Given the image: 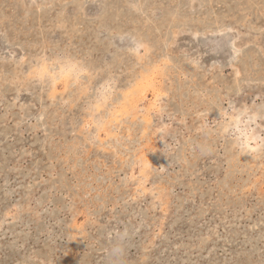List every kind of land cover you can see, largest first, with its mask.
Listing matches in <instances>:
<instances>
[{
  "label": "rangeland",
  "instance_id": "1",
  "mask_svg": "<svg viewBox=\"0 0 264 264\" xmlns=\"http://www.w3.org/2000/svg\"><path fill=\"white\" fill-rule=\"evenodd\" d=\"M0 264H264V0H0Z\"/></svg>",
  "mask_w": 264,
  "mask_h": 264
},
{
  "label": "bare ground",
  "instance_id": "2",
  "mask_svg": "<svg viewBox=\"0 0 264 264\" xmlns=\"http://www.w3.org/2000/svg\"><path fill=\"white\" fill-rule=\"evenodd\" d=\"M26 2H27V1H26ZM26 2H25V3H26ZM35 2H36V1H35ZM79 7H80V5H79ZM233 16H234V15H233ZM246 16H247V15H246ZM74 18H75V17H74ZM176 19H178V18H176ZM215 19H216V18H215ZM234 19H235V18H234ZM251 20H252V19H251ZM178 21H179V20H178ZM223 21H224V20H223ZM239 21H240V20H238V22H239ZM229 22H230V21H229ZM215 24H216V23H215ZM237 24H238V23H237ZM234 25H235V24H234ZM253 25H254V24H253ZM232 26H233V25H232ZM230 28H231V27H230ZM232 29H233V28H232ZM176 31H177V30H176ZM236 31H237V30H236ZM222 32H223V31H222ZM231 32H232V31H231ZM193 33H194V32H193ZM191 34H192V33H191ZM213 34H214V33H213ZM217 34H218V33H217ZM211 35H212V33H211ZM124 36H126V35H124ZM172 36H173V35H172ZM195 36H196V35H195ZM201 36H202V35H201ZM236 36H237V35H236ZM236 36H235V38H236ZM247 36H248V34H247ZM136 37H137V36H136ZM205 37H206V36H205ZM208 37H209V35H208ZM195 38H196V37H195ZM203 38H204V37H203ZM237 38H238V37H237ZM232 39H233V38H232ZM232 39H231V40H232ZM122 40H123V39H122ZM131 40H132V39H131ZM129 41H130V40H129ZM233 41H234V40H233ZM236 41H237V40H236ZM241 41H243V40H241ZM119 42H120V41H119ZM225 42H226V41H225ZM135 43H136V42H135ZM195 44H196V43H195ZM213 44H214V43H213ZM229 44H230V42H229ZM229 44H228V45H229ZM232 44H233V43H232ZM246 45H247V44H246ZM143 46H144V45H143ZM214 46H215V45H214ZM11 47H12V46H11ZM218 47H219V46H218ZM225 47L227 48V46H225ZM12 48H13V47H12ZM215 48H216V47H215ZM146 49H147V48H146ZM146 49H145V50H146ZM216 49H217V48H216ZM228 49L231 50L230 48H228ZM130 50H131V49H130ZM134 50H135V49H134ZM131 51H132V50H131ZM143 51H144V50H143ZM231 51H232V50H231ZM231 51H230V52H231ZM132 52H133V51H132ZM214 53H215V52H214ZM231 53H232V52H231ZM141 54H143V53H141ZM137 55H139V53H137ZM197 56H198V55H197ZM144 57H145V56H144ZM151 58H152V57H151ZM151 58H150V59H151ZM21 59H22V58H21ZM69 59H70V58H69ZM69 59H68V60H69ZM152 59H153V58H152ZM195 59H196V58H195ZM198 59H199V58H198ZM54 60H55V59H54ZM71 60H72V59H71ZM44 61H45V60H44ZM59 61H61V60H59ZM59 61H58V63H59ZM198 61H199V60H198ZM61 62H62V61H61ZM40 63H41V62H40ZM64 63H65V62H64ZM191 63H192V62H191ZM60 64H61V63H60ZM65 64H66V63H65ZM73 64H74V63H73ZM167 64H168V63H167ZM45 65H46V64H45ZM48 65H49V64H48ZM56 65H57V64H56ZM68 65H69V64H68ZM68 65H67V66H68ZM154 65H155V64H154ZM69 66H70V65H69ZM69 66H68V67H69ZM71 66H72V65H71ZM80 66H81V65H80ZM80 66H79V67H80ZM61 67H62V65H61ZM77 67H78V66H77ZM148 67H149V66H148ZM157 67H158V66H157ZM43 68H44V67H43ZM51 68H53V67H50L49 70H51ZM58 68H59V67H58ZM65 68H67V67H65ZM145 68H146V67H145ZM32 69H33V68H32ZM53 69H54V68H53ZM60 69H61V68H60ZM63 69H64V68H63ZM68 69H70V68H68ZM156 69H157V68H156ZM30 70H31V69H30ZM57 70H58V69H57ZM70 70H72V69H70ZM74 70H75V69H74ZM82 70H83V69H82ZM158 70H159V69H158ZM38 71H39V70H38ZM43 71H44V70H43ZM53 71H54V70H52V72H53ZM155 71H156V70H155ZM33 72H34V71H33ZM35 72H36V71H35ZM40 72H42V71H40ZM63 72H64V71H63ZM70 72H72V71H70ZM136 72H137V71H136ZM159 72H160V71H159ZM36 73H37V72H36ZM38 73H39V72H38ZM38 73H37V74H38ZM45 73H46V72H45ZM48 73H49V72H48ZM12 74H13V73H12ZM34 74H35V73H34ZM57 74L59 75V73H57ZM69 74H70V73H69ZM142 74H143V73H142ZM142 74H141V75H142ZM146 74H147V73H146ZM31 75H32V72H31ZM38 75H39V74H38ZM41 75H42V74H41ZM54 75H55V71H54ZM64 75H65V74H64ZM13 76H14V75H13ZM35 76H36V75H34V77H35ZM61 76H62V74H61ZM68 76H69V75H68ZM134 76H135V75H134ZM138 76H139V75H138ZM28 77H29V76H28ZM28 77H27V78H28ZM39 77H41V76H39ZM43 77H44V76H43ZM45 77H46V74H45ZM58 77H59V76H58ZM65 77H66V76H65ZM69 77H72V76H69ZM145 77H146V76H145ZM41 78H42V77H41ZM55 78H56V77H55ZM11 79H12V78H11ZM50 79L52 80V78H50ZM57 79H58V78H57ZM139 79H140V78H139ZM66 80H67V79H66ZM142 80L144 81V79H142ZM142 80H141V81H142ZM54 81H55V80H54ZM64 81H65V80H64ZM141 81H139V82H141ZM149 81H150V80H149ZM155 81H156V78H155ZM57 82H58V81H57ZM62 82H63V81H62ZM62 82H61V83H62ZM147 82H148V81H147ZM150 82H151V81H150ZM12 83H13V82H12ZM49 83H50V82H49ZM65 83H66V82H65ZM65 83H64V84H65ZM67 83H68V82H67ZM111 83H112V81H111ZM128 83H129V82H128ZM144 83L146 84V82H144ZM148 83H149V82H148ZM148 83H147V84H148ZM13 84H14V83H13ZM19 84H20V82H19ZM83 84H84V82H83ZM83 84H82V85H83ZM152 84H153V83H152ZM68 85H69V84H67V87H68ZM97 85H98V84H97ZM99 85H100V87H101V84H99ZM99 85H98V87H99ZM136 85H137V84H136ZM149 85H150V84H149ZM159 85H160V83H159ZM14 86H16V85H14ZM63 86H65V85H63ZM63 86H62V87H63ZM78 86H79V85H78ZM133 86H134V85H133ZM145 86H146V85H145ZM145 86H144V87H145ZM147 86H148V85H147ZM147 86H146V87H147ZM154 86H155V84H154ZM16 87H17V86H16ZM80 87H81V86H80ZM135 87H136V86H135ZM135 87H134L133 90H135ZM141 87H142V86H141ZM96 88H97V87H96ZM129 88H130V87H129ZM131 88H132V87H131ZM131 88H130V90H131ZM137 88H138V87H136V89H137ZM158 88H159V87H158ZM77 89H78V88H77ZM82 89H83V88H82ZM85 89H86V88H85ZM100 89H101V88H100ZM107 89H108V87H107ZM117 89H118V88H117ZM127 89H128V88H127ZM142 89H143V88H142ZM156 89H157V88H156ZM18 90H19V89H18ZM23 90H24V89H23ZM51 90H54V89H51ZM88 90H89V89H88ZM92 90H93V89H92ZM146 90H147V89H146ZM148 90H149V89H148ZM153 90H154V89H153ZM16 91H17V90H16ZM64 91H65V90H64ZM116 91H117V90H116ZM137 91H138V89H137ZM137 91H136V92H137ZM143 91H144V90H143ZM151 91H152V90H151ZM17 92H18V91H17ZM55 92H56V91H55ZM93 92H94V91H93ZM99 92H101V91H99ZM124 92H126V91H124ZM128 92H130V91H128ZM128 92H127V96H128ZM140 92H141V91H140ZM140 92H139V93H140ZM147 92H148V91H147ZM160 92H161V91H160ZM56 93H57V92H56ZM56 93H55V94H56ZM73 93H74V92H73ZM81 93H82V92H81ZM90 93H91V92H90ZM120 93H121V92H120ZM122 93H123V92H122ZM139 93H138V94H139ZM51 94L53 95V93H51ZM113 94H115V93H113ZM129 94H130V93H129ZM135 94H136V93H135ZM152 94H153V93H152ZM152 94H151V95H152ZM154 94H156V93H154ZM154 94H153V95H154ZM238 94H239V93H238ZM68 95H69V94H68ZM88 95H89V94H88ZM93 95H94V94H93ZM103 95H104V94H103ZM106 95H107V94H106ZM108 95H109V94H108ZM110 95H111V94H110ZM110 95H109V96H110ZM116 95H118V94H116ZM141 95H142V93H141ZM141 95H140V96H141ZM151 95H150V96H151ZM163 95H164V93H163ZM166 95H167V94H166ZM222 95H223V94H222ZM97 96H99V95H97ZM104 96H105V95H104ZM112 96H113V95H112ZM112 96H111V97H112ZM122 96H123V95H122ZM124 96L126 97L125 94H124ZM140 96H139V97H140ZM155 96H156V95H155ZM91 97H92V96H91ZM95 97H96V95H95ZM99 97H100V96H99ZM125 97H123V98H125ZM131 97H134V96L132 95ZM152 97H154V96H152ZM101 98H102V97H101ZM114 98H115V97H114ZM123 98H121V99H123ZM137 98H138V97H137ZM150 98H151V97H150ZM159 98H160V95H159ZM159 98H158V99H159ZM162 98H163V97H162ZM89 99H90V98H89ZM98 99H100V98H98ZM116 99H117V98H116ZM134 99H135V98H134ZM142 99H143V98H142ZM155 99L157 100V98H155ZM216 99H217V97H216ZM102 100H103V99H102ZM109 100H110V99H109ZM123 100H124V99H123ZM123 100H122V102H123ZM125 100H126V99H125ZM128 100H129V99H128ZM145 100H146V98H145ZM120 101H121V100H120ZM103 102H104V101H103ZM114 102H115V101H114ZM124 102H125V101H124ZM130 102H131V101H130ZM130 102H129V104H130ZM154 102H155V101H154ZM68 103H69V102H68ZM98 103H99V102H98ZM118 103H119V102H118ZM120 103H121V102H120ZM137 103H138V102H137ZM156 103H157V101H156ZM61 104H62V103H61ZM89 104H91V103H89ZM133 104H134V103H133ZM133 104H132V105H133ZM147 104H148V103H147ZM62 105H63V104H62ZM87 106H88V105H87ZM97 106H98V105H97ZM112 106L114 107L113 104H112ZM112 106H111V107H112ZM117 106H118V105H117ZM119 106H120V104H119ZM121 106H122V105H121ZM121 106H120V107H121ZM152 106H154V105L152 104ZM88 107H89V106H88ZM107 107L109 108L108 105H107ZM130 107H131V106H130ZM138 107H140V106H138ZM154 107H155V106H154ZM157 107H158V106H157ZM219 107H220V106H219ZM243 107H244V104H243ZM89 108H90V107H89ZM94 108H95V107H94ZM94 108H93V109H94ZM99 108L102 109V107H99ZM122 108H123V107H122ZM124 108H125V107H124ZM124 108H123V109H124ZM126 108H127V107H126ZM126 108H125V109H126ZM131 108H132V107H131ZM143 108H144V107H143ZM86 109H87V108H86ZM96 109H97V108H96ZM109 109H111V108H109ZM112 109H113V108H112ZM112 109H111V110H112ZM119 109H120V108H119ZM125 109H124V110H125ZM94 110H95V109H94ZM98 110H99V109H98ZM102 110H103V109H102ZM102 110H101V111H102ZM128 110H129V109H128ZM141 110H142V109H141ZM240 110H241V109H240ZM240 110H239V111H240ZM91 111H92V110H91ZM96 111H97V110H96ZM135 111H136V110H135ZM163 111H164V110H163ZM105 112H106V111H105ZM111 112H112V111H111ZM111 112H110V113H111ZM117 112H119V110H118ZM121 112H123V111H121ZM124 112H125V111H124ZM131 112H132V110H131ZM141 112H142V111H141ZM141 112H139V113H141ZM158 112H159V111H158ZM160 112H161V111H160ZM201 112H202V111H201ZM128 113H129V112H128ZM168 113L170 114V112H168ZM237 113H238V112H237ZM102 114H103V113H102ZM115 114H116V111H115ZM135 114H136V113H135ZM162 114H163V113H162ZM162 114H161V115H162ZM166 114H167V113H166ZM111 115H112V114H111ZM118 115H121V114H118ZM157 115L160 116L159 114H157ZM164 115H165V114H164ZM94 116H95V115H94ZM106 116H107V115H106ZM116 116H117V115H116ZM174 116H175V115H174ZM237 116H238V114H237ZM92 117H93V114H92ZM92 117H91V118H92ZM109 117H110V115H109ZM121 117H122V116H121ZM129 117H130V116H129ZM137 117H138V116H137ZM140 117H141V120H142L143 115H142V116H139V118H140ZM147 117H148V116H147ZM149 117H150V116H149ZM166 117H167V116H166ZM86 118H87V117H86ZM89 118H90V117H89ZM105 118H106V117H105ZM112 118H113V117H112ZM119 118H120V117H119ZM130 118H132V117H130ZM150 118H151V117H150ZM167 118H168V117H167ZM120 119H121V118H120ZM171 119H172V118H171ZM179 119H180V118H179ZM228 119H229V118H228ZM245 119H246V118H245ZM91 120H92V119H91ZM94 120H95V119H94ZM94 120H93V121H94ZM122 120H123V119H122ZM134 120H135V118H134ZM139 120H140V119H139ZM158 120H159V117H158ZM165 120H166V119H165ZM172 120H173V119H172ZM117 121H118V120H117ZM129 121H130V119H129ZM143 121H145V120L143 119ZM174 121H175V120H174ZM238 121H239V120H238ZM243 121H244V120H243ZM101 122H102V121H101ZM118 122H119V121H118ZM131 122H132V121H131ZM146 122H147V121H146ZM150 122H151V121H150ZM170 122H171V121H170ZM177 122H178V121H177ZM91 123H92V122H91ZM93 123H94V122H93ZM98 123H99V122H98ZM138 123H139V122H138ZM148 123H149V122H148ZM148 123H147V125H148ZM182 123H183V122H182ZM218 123H219V122H218ZM243 123H244V122H243ZM104 124L106 125L107 122H104ZM119 124H120V123H119ZM151 124H152V123H151ZM162 124H163V123H162ZM166 124H167V123H166ZM168 124H169V123H168ZM172 124H173V123H172ZM179 124H180V122H179ZM81 125H83V124H81ZM120 125H121V124H120ZM122 125H123V123H122ZM129 125H130V124H129ZM145 125H146V124H145ZM145 125H144V126H145ZM154 125H155V124H154ZM174 125H175V124H174ZM182 125H183V124H182ZM79 126H80V125H79ZM139 126H140V125H139ZM159 126H160V125H159ZM167 126H169V125H167ZM157 127H158V126H157ZM157 127H156V128H157ZM98 128H99V127H98ZM133 128H135V127H133ZM144 128H145V127H144ZM151 128H152V127H151ZM153 128H155V127H153ZM159 128H161V126H160ZM163 128H164V127H163ZM169 128L173 129L172 126H171V127L169 126ZM180 128H181V127H180ZM107 129H108V128H107ZM139 129H140V128H139ZM145 129H146V128H145ZM155 130L157 131L158 129H155ZM160 130H161V129H159V131H160ZM163 130H164V129H162V131H163ZM193 130H194V129H193ZM138 131H140V130H138ZM145 131H146V130H145ZM156 131H155V132H156ZM167 131H168V130H167ZM180 131H181V129H180ZM85 132H86V131H85ZM192 132H193V131H192ZM11 133H12V132H11ZM139 133H140V132H139ZM142 133H143V132H142ZM144 133H146V132H144ZM150 133H151V132H150ZM140 134H141V133H140ZM156 134H157V133H156ZM172 134H173V133H172ZM11 135H12V134H11ZM87 135H88V134H87ZM159 135H160V134H159ZM161 135H162V134H161ZM83 136H84V135H83ZM144 136H145V135H144ZM157 136H158V135H157ZM171 136H172V135H171ZM173 136H174V134H173ZM173 136H172V137H173ZM240 136H241V135H240ZM248 136H249V135H248ZM12 137H13V136H12ZM84 137H86V136H84ZM88 137H89V136H88ZM99 137H101V136H99ZM99 137H98V138H99ZM113 137H114V136H113ZM117 137H118V136H117ZM140 137H141V136H140ZM175 137H176V136H175ZM114 138H115V137H114ZM162 138H163V136H162ZM162 138H161V139L158 138V139H160V140H158V141H160V142H164L165 140L162 141ZM173 138H174V137H173ZM173 138H172V139L169 138V140H173ZM92 139H93V138H92ZM92 139H91V140H92ZM101 139H102V138H101ZM115 139H116V138H115ZM122 139H124V138H122ZM138 139H139V138H138ZM152 139H153V138H152ZM242 139H243V138H242ZM111 140H112V139H111ZM117 140H118V139H117ZM145 140H146V138H145ZM150 140H151V139H150ZM166 140H167V139H166ZM244 140H245V139H244ZM250 140H251V139H250ZM252 140H253V139H252ZM255 140H256V138H255ZM92 141H93V140H92ZM113 141H115V140L113 139ZM120 141H121V140H120ZM139 141H140V140H139ZM167 141H168V140H167ZM234 141H235V140H234ZM98 142H99V140H98ZM116 142H117V141H116ZM125 142H126V141H125ZM145 142L148 143L147 140H146ZM176 142H177V141H176ZM100 143H101V142H100ZM117 143H118V142H117ZM141 143H142V142H141ZM141 143H140V144H141ZM146 143H145V145H146ZM172 143H173V142H172ZM245 143H246V142H245ZM113 144H115V143H113ZM124 144H125V143H124ZM143 144H144V143H143ZM156 144H157V143H156ZM166 144H167V143H166ZM141 145H142V144H141ZM151 145H152V144H151ZM160 145H161V144H160ZM170 145H171V144H170ZM174 145H175V144H174ZM229 145H230V144H229ZM109 146H110V145H109ZM166 146H167V145H166ZM172 146H173V145H171V147H172ZM99 147H100V146H99ZM113 147H114V146H113ZM115 147H116V146H115ZM139 147H140V145H139ZM150 147H151V146H150ZM155 147H156V146H155ZM155 147H154V148H155ZM157 147L159 148V146H157ZM164 147H165V146H164ZM167 147H168V146H167ZM116 148H117V147H116ZM133 148H134V147H133ZM158 148H156V150H157ZM165 148H166V147H165ZM165 148H164V149H165ZM172 148L175 149V147H172ZM178 148L180 149V147H178ZM102 149H103V147H102ZM119 149H120V148H119ZM119 149H116V150H119ZM152 149H153V148H152ZM128 150H129V149H128ZM139 150H140V149H139ZM141 150H143V149H141ZM153 150H155V149H153ZM156 150L153 151V152H157ZM158 150H159V149H158ZM166 150H167V149H165V151H166ZM172 151H173V150H172ZM115 152H116V151H115ZM115 152H114V153H115ZM127 152H128V151H127ZM153 152H152V154H153ZM160 152H161V151H160ZM168 152H169V151H168ZM116 153H118V152H116ZM120 153H121V152H120ZM128 153H129V152H128ZM169 153H171V152H169ZM133 154H134V153H133ZM149 156H150V154H149ZM131 157H132V156H131ZM147 157H148V156H147ZM150 157H151V156H150ZM171 157H172V156H171ZM132 158H133V157H132ZM134 158H135V156H134ZM136 158H137V157H136ZM143 158H144V157H143ZM180 158H181V157H180ZM146 159L148 160V158H146ZM149 159H150V158H149ZM158 160H159V159H158ZM143 161H145V160H143ZM145 162H146V161H145ZM130 164H131V163H130ZM154 165H155V164H154ZM143 166H144V165H143ZM147 166H148V164L146 165V167H147ZM149 166H150V165H149ZM149 166H148L147 168H149ZM126 167L128 168V166H126ZM143 170H144V169H143ZM148 170H149V169H148ZM129 171H130V170H129ZM141 171H142V170H141ZM130 175H131V174H130ZM140 175H142V174H140ZM132 176H135V175H133V173H132ZM130 177H131V176H130ZM141 177H142V176H141ZM131 179H132V178H131ZM133 179H134V178H133ZM133 179H132V180H133ZM136 179H139V178H136ZM136 179H135V180H136ZM143 179H144V178H143ZM147 179H148V178H147ZM150 180H151V179H150ZM144 183L146 184V182H144ZM153 184H154V183H153ZM136 185H137V184H136ZM136 185H135V186H136ZM154 185H155V184H154ZM158 185H159V184H158ZM152 186H153V185H152ZM156 186H157V185H156ZM161 186H162V185H161ZM136 187L139 188L138 185H137ZM136 187H135V188H136ZM143 187H144V186H142V188H143ZM147 187H148V186H146V188H147ZM153 187H154V189H155V186H153ZM140 188H141V187H140ZM144 188H145V187H144ZM149 188H150V186H149ZM151 189H152V192H153V188H151ZM136 190H137V189H136ZM141 190H143V189H141ZM144 190H145V189H144ZM138 191H139V190H138ZM146 191H147V190H146ZM146 191H145V192H146ZM134 192H135V191H134ZM142 192H144V191H142ZM145 192H144V193H145ZM149 192H150V191H149ZM140 193H141V191H140ZM150 193H151V192H150ZM158 193H159V192H158ZM155 194H156V193H155ZM139 195H140V194H139ZM166 205H167V204H166Z\"/></svg>",
  "mask_w": 264,
  "mask_h": 264
}]
</instances>
